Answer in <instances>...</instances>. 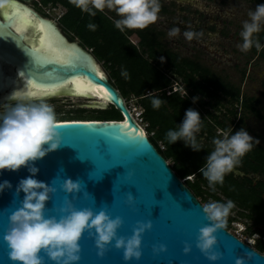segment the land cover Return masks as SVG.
I'll return each mask as SVG.
<instances>
[{
	"label": "water",
	"instance_id": "obj_1",
	"mask_svg": "<svg viewBox=\"0 0 264 264\" xmlns=\"http://www.w3.org/2000/svg\"><path fill=\"white\" fill-rule=\"evenodd\" d=\"M30 2L4 0V6L0 7V103L11 101L8 99L11 91L3 92L5 87L13 84L17 90L26 92L31 80L33 91L39 90L36 86L50 91L33 99L58 94L93 99L96 109L108 105L121 115L120 120L58 121L61 146L34 162L38 168L35 178L55 189L46 203L45 215L58 216V209L68 199L76 209L90 208L94 213L103 209L110 218L119 217L122 224L117 236L130 237L138 221H150L152 225L141 236L140 259L127 262L123 260V250L112 246L114 242L106 246L102 258L97 257L93 238L84 232L79 241L78 264H210L195 247L198 229L209 223L200 202L149 142L144 129L135 122L123 97L94 56L75 41H68L52 20L43 18L28 6ZM6 6L25 11L34 23L46 26L60 48L61 60L66 63L39 60L43 54L36 51L39 48L35 45L41 37L40 31L31 29L25 35L16 32L11 27L13 10L6 11ZM73 80L85 81L97 88L104 101L96 96L72 93L69 84ZM56 89L59 91L51 94ZM101 136L104 141L99 142L98 150L103 155L96 151ZM29 175L26 167L15 172L0 171V182L7 180L12 185L11 189L0 192V264H11L2 236L8 227V215L23 198L22 192L14 196L15 187L20 179ZM66 178L78 180L80 192L64 193L61 185ZM128 194L134 198L132 204L127 203ZM215 236L214 250L220 254L215 264H234L237 257L250 253L251 259L246 264H264L263 254L225 228ZM185 243L190 246L187 255L182 251ZM159 245H164L166 251L154 254L153 247ZM44 264L53 262L45 256Z\"/></svg>",
	"mask_w": 264,
	"mask_h": 264
},
{
	"label": "clouds",
	"instance_id": "obj_2",
	"mask_svg": "<svg viewBox=\"0 0 264 264\" xmlns=\"http://www.w3.org/2000/svg\"><path fill=\"white\" fill-rule=\"evenodd\" d=\"M69 3L89 16H95L96 12H104L106 9L114 12L118 18L113 20V25L120 32L126 29L143 30L154 24L161 8L160 0H69ZM2 6L4 0H0V7ZM247 17L242 21L239 33L241 42L237 47L241 52H247L253 47L259 51L262 45L254 34L259 33L264 25V3L249 10ZM96 27L95 23L86 24L89 30H95ZM179 31V28L172 27L168 36L173 37ZM183 35L187 40H191L194 33L185 30ZM120 75L127 79V70L122 68ZM170 88L169 95L176 91L187 95L184 86ZM33 97L35 96H30L23 90H16L8 97L13 103L0 105V171L15 172L21 167H26L30 173L20 179L15 187L14 196H19L22 192L23 198L8 215V227L2 236L7 246L8 260L11 264H44L46 256L53 264H78L79 241L84 232L93 238L97 257L102 258L106 246L114 242L112 246L115 249L123 250L125 262L139 260L141 236L151 229L150 221H138L131 236L125 238L116 234L122 224L121 219L110 218L103 209L96 213L90 208L76 209L70 200L65 199L63 206L58 209V216L45 215L46 203L55 189L35 178L38 168L34 166V162L56 151L62 142L58 131L57 113L53 106L43 99ZM192 99L195 103L197 97ZM164 102L166 101L158 96H152L150 99L153 109H159ZM201 126L200 114L188 108L180 124L175 129L166 131L165 139L169 144L180 140L185 147L199 152L201 147L196 134L200 132ZM254 142L258 143L243 127L234 133L231 127L227 128L218 138L212 139L213 148L198 169L207 181L209 189L214 191L216 185L223 183L224 176L240 164L243 156L252 149ZM11 188L9 181L0 182V192ZM80 188V182L70 178L64 179L61 185V190L66 194H76L80 192ZM133 202L134 198L128 194L127 203ZM233 207L234 202L230 199L224 202L209 200L201 205L209 223L198 229L195 247L210 264H215L220 258V254L214 250L217 245L215 233L224 228L226 218ZM152 251L157 254L166 249L164 245H159L158 248L154 246ZM182 251L187 255L190 246L185 243ZM250 259L251 253L237 257L234 264H246Z\"/></svg>",
	"mask_w": 264,
	"mask_h": 264
},
{
	"label": "trees",
	"instance_id": "obj_3",
	"mask_svg": "<svg viewBox=\"0 0 264 264\" xmlns=\"http://www.w3.org/2000/svg\"><path fill=\"white\" fill-rule=\"evenodd\" d=\"M39 1L43 5L50 1L65 4V0ZM254 1L258 4L264 3V0ZM65 22L72 24V21H64L65 27L73 31L85 46L91 49V54L107 71L109 81L121 94L125 104L130 97L135 100L141 123L145 124L147 139L165 161L172 162L170 168L177 178L183 179V184L193 196L201 199L200 204L209 197L220 202L232 200L233 208L238 209V215L251 219V225H247L243 233L248 236L259 234L262 238L255 239L252 247L264 254V147L254 142L252 149L243 156L240 164L224 176L223 183L216 185L214 191L209 189L207 181L198 171L213 148V138H218L221 132L230 127L233 133L244 128L247 113L264 121V114L257 108L258 101L240 95L238 87L206 68L179 58L171 52L156 50L154 46L158 44L146 42L138 51L134 46L127 45L123 35L102 19L98 21L95 30L89 31L86 27L74 29L73 24ZM88 23H95V20L89 18ZM92 31H97V36H94ZM122 68L127 70V79L120 75ZM174 77L178 79L179 87H185L186 96L181 95L179 91L171 95L166 94V90L171 91L170 80ZM152 96H158L166 102L162 103L159 109H153L150 105ZM193 97H197L195 103ZM223 101L230 103L231 107L223 108ZM237 107L242 113L237 122H234ZM188 108L196 110L202 120L200 132L196 134L201 147L199 152L185 147L180 140L169 144L165 139L166 131L175 129L180 124ZM75 110L58 117V121L121 119L120 113L111 106L87 113H84L85 109L82 108ZM216 128L220 130L217 135ZM234 172L241 175H235ZM253 176H256V179ZM224 228L228 231L229 222H225Z\"/></svg>",
	"mask_w": 264,
	"mask_h": 264
},
{
	"label": "flooded vegetation",
	"instance_id": "obj_4",
	"mask_svg": "<svg viewBox=\"0 0 264 264\" xmlns=\"http://www.w3.org/2000/svg\"><path fill=\"white\" fill-rule=\"evenodd\" d=\"M248 1L255 3L254 0ZM211 2L212 0H160L161 8L158 19L154 24L143 30L126 29L124 32L118 31L123 35L126 44L134 46L138 51L146 45V42L153 45L158 44L154 46L156 50L171 52L179 58L206 68L211 73H213L211 63H220L222 61L225 65L231 64L242 72L243 78L249 77L248 79L251 83L254 80H258L259 85L256 88H251L252 91L254 90L257 93V96L252 95L251 97L260 104V102L262 103L260 99L264 98V73L260 74L261 72L257 73L255 70L250 72L249 69L246 71L244 68H253L256 63H264V50L249 59L242 57V63L238 61L229 62L230 59H228L226 51H231V49L228 48L227 41H230L234 34L236 35V31L234 32L229 28V25H233L234 19H227L228 11H225L224 17L217 13L213 14V11L210 10ZM28 6L43 18L52 20L68 41H75L90 53L91 49L86 47L82 39L74 34L73 31L65 27L64 21H72L74 29L75 27L79 29V27H86L89 18L94 19L96 25L102 19L112 27H114L113 20L118 18L114 12H110L107 9L104 12H96L95 16H89L87 13H82L75 8L69 3V0H65V4L50 1L45 5L39 0H31ZM66 15L68 16L64 18ZM65 23L70 24L68 22ZM172 27H177L180 31L175 36L169 37L168 31ZM87 30L89 31V29ZM185 30L194 33L193 39L187 40L184 37L183 32ZM92 33L94 36L98 34L97 31H92ZM197 33L198 35H195ZM261 37H257V39L261 43L262 49L264 46V35ZM238 38V35L235 36L237 41ZM258 58H260V62H257L256 59ZM217 59L218 61H216ZM252 75L255 77V79H252L253 81L250 80ZM259 96L260 99L258 98Z\"/></svg>",
	"mask_w": 264,
	"mask_h": 264
},
{
	"label": "rangeland",
	"instance_id": "obj_5",
	"mask_svg": "<svg viewBox=\"0 0 264 264\" xmlns=\"http://www.w3.org/2000/svg\"><path fill=\"white\" fill-rule=\"evenodd\" d=\"M258 3H251L248 0H212V2L210 3L211 9L210 7H208L210 10L213 11V14H219L221 16H225V11H228V15L227 19H234V23L233 25H229V28L232 31H236V35L234 34L232 39L230 38V41H227V45L228 48L231 49L226 51L228 53L227 57L228 59H230L229 62H240L242 63V57H245L244 59H249L252 58L254 56H256L258 54V52H261L264 50V46L261 50L257 51L254 47L249 49L247 52H241L239 50V48L237 47V45L241 42L240 41V37L238 38V41L235 39V36H239V33L241 31V27H242V21L246 20L247 17V13L249 10H252L255 8V6ZM231 21V20H230ZM256 37H261L262 35H264V25H262L261 27V31L257 34H254ZM233 47V49H232ZM257 62H260V58L256 59ZM218 61V59L216 60ZM101 68L104 70V72L107 74V71L103 68V66L101 65V63H99ZM211 70L213 71L214 74H216L217 76H219L221 79L233 84L235 87L239 88V92L240 95L242 96H247V97H251L252 95H256L257 93L254 92V90L252 91V87L256 88L257 85H259L258 80H252L255 79V77H253V75L251 76V79L253 82L251 83V81H249V77L245 79V77L243 78L242 76V72L238 71V69L234 66H232L231 64H227L225 65L224 62L220 61V63H211ZM241 66V64H240ZM243 69V68H242ZM246 69V71L249 69L250 72L251 70H255L257 73L261 72L260 74L264 73V63L262 64H255V67L250 68V67H246L244 68ZM249 75H251L249 73ZM171 83H170V87L174 86V82L176 81L179 85V81L177 78H171ZM167 94V92H166ZM257 96V95H256ZM260 99V96L258 97ZM43 100H45L47 103L51 104L54 108V111L57 113V118L58 117H62L63 115H67L68 113H72L74 111H76L75 109L77 108H82L85 109L84 113L87 112H92V110H95V100L93 99H85V98H79V97H72L69 95H55L52 97H47V98H41ZM262 100V103L260 102V104H258L257 108L260 109V111L264 114V98L260 99ZM5 103L11 104L13 103V101H8V102H3L0 103V105H3ZM223 108H230L231 104L227 103L226 101H223ZM126 106L128 107V109L133 112L134 110L136 112H139L138 107L135 104V100L132 99L131 97L127 100L126 102ZM109 106L106 105L103 108L106 109ZM234 107V106H233ZM236 110V117L233 120L234 122H237V119L241 116L240 114L242 113V110L237 107L235 108ZM264 121L263 120H259L256 119L252 114L247 113V116L245 117L244 120V129L248 132V134L253 137V138H258L257 141L258 143H260L261 145L264 146V125H263ZM140 126L144 127L145 124L141 123ZM218 128L215 129V134L217 135L219 131ZM220 135V134H219ZM162 148V147H160ZM169 165V167L172 165L171 161H166ZM235 175L236 174H240L237 172H234ZM241 175V174H240ZM254 179H256V176H253ZM187 179H189L190 181L192 180V178L190 177H186ZM183 181V179H181ZM208 193H210V190L207 189ZM197 200L200 202V198L198 197ZM209 200H213L210 197L207 198L206 201H202L201 205L205 202H208ZM226 221L229 222V228L228 231H231L233 233H235L237 235V233L243 229L245 230V227L248 225H251V219H247L244 216L238 215V209L233 208V210H230L229 215L226 218ZM225 221V222H226ZM262 229V228H259ZM264 232V229H263ZM243 235H246L244 233H242ZM241 234V235H242ZM239 238L243 237L240 236V234H238ZM251 239H256L255 238V234H252V237L250 238L249 242L251 243Z\"/></svg>",
	"mask_w": 264,
	"mask_h": 264
},
{
	"label": "snow or ice",
	"instance_id": "obj_6",
	"mask_svg": "<svg viewBox=\"0 0 264 264\" xmlns=\"http://www.w3.org/2000/svg\"><path fill=\"white\" fill-rule=\"evenodd\" d=\"M17 17H18V19L16 20L15 30L19 33L22 30V28L30 22V14L27 12L19 11V12H17ZM35 26L38 28V30L42 34H45V35H42V37H41L40 48L38 50H36L39 53L43 54V55L39 56L38 59L44 60V61L55 60L58 63H66V61H62L59 58L58 48L56 46H54L51 35L46 34L47 29L43 25H41L39 22H35ZM72 83L77 85L76 94H85L87 91H91L93 88V86L91 84H82V82L80 80L72 81ZM33 87H34L33 83L30 80L29 81V89L26 92L30 96H37V95L43 96V95L50 94L46 89L43 88V86H36L39 89L38 91H33L32 90ZM101 91H103V90H101ZM100 106L102 107L103 105H100ZM58 127H60V125H58ZM101 140L104 141L102 136L98 138V142L96 144V151H97V153L103 155L98 150V144Z\"/></svg>",
	"mask_w": 264,
	"mask_h": 264
},
{
	"label": "bare ground",
	"instance_id": "obj_7",
	"mask_svg": "<svg viewBox=\"0 0 264 264\" xmlns=\"http://www.w3.org/2000/svg\"><path fill=\"white\" fill-rule=\"evenodd\" d=\"M6 7H8V6H6ZM11 10H13L12 15H11V18H10V19H11V27L15 30L16 20L18 19V17H17V12H19V11H21V10H20V9L13 8V7H12V8H11V7H8V8L6 9V11H11ZM23 12H25V11H23ZM44 27L47 29L46 26H44ZM31 29H34V31H35V30L38 29V28L35 26V23L33 22V18L30 17V22H29L27 25H25V26L22 28V30H21L20 32L23 33V34L25 35L26 32H27L28 30H31ZM15 31H16V30H15ZM16 32H17V31H16ZM39 33L41 34V37H42V35H45V34H42L41 32H39ZM46 34H50V35H51L54 46H56V47L58 48L59 58L62 59L63 56H62V54H61L60 48H59L58 45L56 44V39L52 36V33L49 31V29H47V33H46ZM41 37L38 38V39L36 40V45H35V46H37L38 48H40V45H41ZM1 78H2V77H1ZM2 79H3V78H2ZM2 79H1V80H2ZM73 81H76V80H73ZM81 82H82V84H87L85 81H81ZM24 85H25V84H24ZM69 87H70L72 93L76 94L77 85L74 84V83H70V84H69ZM25 89H26V92H27L28 89H29V87L26 86ZM8 90H10L11 93H12L13 91H16V90H17V87H15L13 84H11L10 86L5 87V89H4L3 92H6V91H8ZM23 90H24V89H23ZM24 91H25V90H24ZM34 91H38V90H34ZM47 91H48V90H47ZM58 91H59L58 89L53 90V91L51 92V94H52V93L56 94ZM48 92H50V91H48ZM76 95H82L83 97H93V96H96L101 102L104 101V100H103V96H102V94L100 93V91H99L97 88H92L91 91H87L85 94H76ZM37 96H39V95H37ZM102 100H103V101H102Z\"/></svg>",
	"mask_w": 264,
	"mask_h": 264
},
{
	"label": "built area",
	"instance_id": "obj_8",
	"mask_svg": "<svg viewBox=\"0 0 264 264\" xmlns=\"http://www.w3.org/2000/svg\"><path fill=\"white\" fill-rule=\"evenodd\" d=\"M175 84H174V86L175 87H179V84L175 81L174 82ZM173 86V87H174ZM166 92H167V94L168 93H170L169 92V90H166ZM181 94V93H180ZM128 108V107H127ZM129 112L131 113V115H132V117H133V119L135 120V122L137 123V124H141V119L139 118V114H140V111L139 112H136L135 110L133 111V112H131L130 110H129ZM142 127V126H141ZM143 129H144V127H142ZM168 164V163H167ZM182 181V180H181ZM183 182V181H182ZM243 229H244V227H243ZM243 229L242 230H240L238 233H237V235L235 234V233H233V232H231V231H228L229 233H231L233 236H235L238 240H240L241 242H243V243H245L246 245H248V246H250V247H252V245H253V243H254V239H251V243L249 242V240H250V238L252 237V235L251 236H248V235H243L242 233H243ZM238 234H240V236H243V237H241V238H239V236H238ZM242 234V235H241ZM255 234V238L256 239H258V238H262L259 234H257V233H254ZM253 234V235H254ZM253 248V247H252ZM263 254V253H262ZM264 255V254H263Z\"/></svg>",
	"mask_w": 264,
	"mask_h": 264
}]
</instances>
